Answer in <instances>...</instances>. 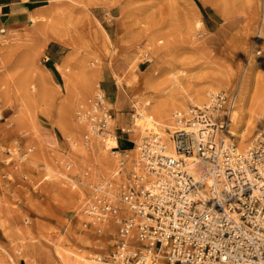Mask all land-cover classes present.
<instances>
[{"label": "rangeland", "instance_id": "1", "mask_svg": "<svg viewBox=\"0 0 264 264\" xmlns=\"http://www.w3.org/2000/svg\"><path fill=\"white\" fill-rule=\"evenodd\" d=\"M48 6L33 28L0 34V121L8 118L0 125V264H64L68 254L91 260L107 253L110 238H97L83 216L92 186L112 179L120 159L81 120L96 96L112 108L115 131L129 130L119 135L120 149L137 158L142 110L186 105L173 116L201 107L188 97L197 101L210 86L237 91L235 111L245 98L264 95V0ZM38 116L51 122L47 129ZM254 122L258 134L264 116ZM245 124L233 117L232 130Z\"/></svg>", "mask_w": 264, "mask_h": 264}, {"label": "built area", "instance_id": "2", "mask_svg": "<svg viewBox=\"0 0 264 264\" xmlns=\"http://www.w3.org/2000/svg\"><path fill=\"white\" fill-rule=\"evenodd\" d=\"M237 98L212 93L187 115L174 114V154L160 135L142 140L137 158L111 148L118 171L92 186L84 211L85 226L110 238L97 262L264 264V128L245 151L228 138ZM81 120L101 139L129 132L115 131L104 95Z\"/></svg>", "mask_w": 264, "mask_h": 264}, {"label": "bare ground", "instance_id": "3", "mask_svg": "<svg viewBox=\"0 0 264 264\" xmlns=\"http://www.w3.org/2000/svg\"><path fill=\"white\" fill-rule=\"evenodd\" d=\"M41 18H42L41 15L32 17V23L33 24L36 23L37 20H39ZM201 25H202L201 22L198 23V26H201ZM3 32H4V30L2 31V33ZM262 39H263V37H262ZM261 41L262 40H259L258 42H261ZM47 60L49 61V59H47ZM41 84L43 85V82L40 81V85ZM216 88H218V87L210 86L206 90L201 91L198 94V97L201 99L198 98L199 100H197V101L192 99V97H188V98H190V100H189L190 103L193 105H197V106H199L203 103L205 104L207 101L206 94L207 93H213V91H215ZM247 89L248 88H246L244 86V88H243L244 92L245 91L248 92ZM243 102H244V104L240 105L239 110L234 111L233 117H234V119L241 117L246 122V124L243 125L242 129L240 131H238L237 133L234 132L232 129L228 133L229 139H231V138L237 139L236 142L238 144L240 151L247 150V148L250 146V144L254 141V140L252 141V137L254 134H256L255 132L259 128V126L257 125L256 122H254V120L256 119L257 116L258 117L264 116V95L263 96H257L255 94L253 97H248V99L245 98L243 100ZM193 108H196V107H193ZM185 109H186V105H181L179 107H176L175 105H166V106H161V107L156 108V109H151L149 111L142 110L141 112H139V114L135 117L136 118L135 121H136V128L138 129L139 133L142 135L141 140H144V139H147L150 137H154L155 135H160L163 142L166 143V145L168 146V149L171 152V154L172 153L174 154L175 153L174 152V146H173V143L171 141L172 132H170V130H172V127H173L172 112H173V110L179 111V110H185ZM188 111L181 112V113L178 112V113H180L181 115L182 114L187 115ZM233 117H232V122H233ZM232 126H233V124H232ZM88 128H89V131L91 132V129L89 126H88ZM263 128H261L260 130H262ZM259 132H257V133L259 134ZM258 134H256V135H258ZM86 139H87V141L89 140L88 137ZM101 140H104V142L106 141L105 144H106L107 148L105 149V151L111 150V148L115 147V146L118 148H121L119 145L118 139L114 140V139H111L110 137H108L106 139L102 138ZM87 145H88V142H87ZM139 146H137L135 148V151H137V152L139 151V149H140ZM192 169H193V173L197 177H202V173L197 166H193ZM115 175H116V173L113 175V177ZM83 216L86 217V215L84 213H83ZM2 222L5 223L3 220H2ZM84 223H88V222L85 221ZM59 254L62 255L61 253H59ZM96 256H95V258L88 260L84 256L68 254L67 256L65 255L63 262H64V264H112V263H99L96 260Z\"/></svg>", "mask_w": 264, "mask_h": 264}, {"label": "crops", "instance_id": "4", "mask_svg": "<svg viewBox=\"0 0 264 264\" xmlns=\"http://www.w3.org/2000/svg\"><path fill=\"white\" fill-rule=\"evenodd\" d=\"M48 3L49 0H0V34H14L33 28L32 17L45 13L49 8ZM103 79L105 82L104 76ZM3 119L0 125L7 123L8 118ZM37 122L42 129H47L51 124L47 118L39 116ZM0 140L4 142V138Z\"/></svg>", "mask_w": 264, "mask_h": 264}]
</instances>
